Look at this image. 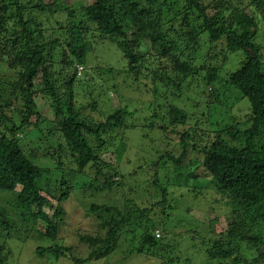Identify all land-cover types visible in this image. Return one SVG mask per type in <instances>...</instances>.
<instances>
[{"label":"trees","instance_id":"trees-1","mask_svg":"<svg viewBox=\"0 0 264 264\" xmlns=\"http://www.w3.org/2000/svg\"><path fill=\"white\" fill-rule=\"evenodd\" d=\"M59 1L12 0L8 5L0 0V5L4 2L0 37L9 34V56L14 57L4 65L9 66L5 69L11 71L9 77L0 80V264L10 259V237L22 240L17 236L22 232L27 233L23 240L27 247L28 236L35 233L39 244L31 250L30 261L38 264L61 258L88 264L110 257L123 247L128 232L138 242L128 252L146 254L161 264H178L179 257H171L170 238L187 229L177 224L171 231L170 210L183 204L190 215L221 203L214 210H225L221 215L227 216V230L194 219L192 234L207 246L201 264L222 259L230 261L225 264H264V27L254 14L241 0H89V4L64 0V5ZM64 11L70 22L59 30L62 22L57 16ZM48 22L58 26L47 27ZM10 33L15 37L10 38ZM201 39L243 51L240 67L222 79L219 67L194 65L186 50H198ZM105 40L116 43L127 60L123 73L109 65L89 64L95 46ZM79 66L85 72L80 73ZM199 68L206 69L205 76ZM201 75L205 89L196 82ZM114 77L119 83H108ZM222 80L248 100L250 109L243 116L220 100L221 89L215 90V85ZM166 84L178 89L177 96L189 93L187 99L195 104L189 110L169 105L170 124L147 125L162 132L161 142L175 148L155 147V162L145 164L147 170H155L149 183L134 180L143 164L128 173V191L137 197L127 198L126 189L123 204L106 200L108 192L126 186L115 177L126 176L119 163L107 161L103 154L111 149L113 131L123 133L137 123L136 110L129 111L130 103L123 96L148 92L153 109ZM104 85L111 86L125 105L105 119L95 116L96 101L91 102V115L83 113L76 103L79 89L93 92L104 90ZM36 95H48L51 119L34 108ZM25 106L32 107L21 119L8 114ZM200 107L202 115L197 112L199 119L192 126L189 113ZM32 116L40 119L34 124ZM25 126L35 130L23 137ZM151 129L142 133L145 141ZM187 157L188 170L183 166ZM138 200L149 201L151 207H141ZM71 208L75 215L89 218L78 245L63 239L66 224L72 223ZM158 209L167 216L161 223L152 218ZM160 225L164 231L160 228L158 238L155 230ZM93 228L96 234L91 233ZM74 246L88 248V255L80 258ZM18 259L17 254L15 264Z\"/></svg>","mask_w":264,"mask_h":264},{"label":"rangeland","instance_id":"rangeland-1","mask_svg":"<svg viewBox=\"0 0 264 264\" xmlns=\"http://www.w3.org/2000/svg\"><path fill=\"white\" fill-rule=\"evenodd\" d=\"M3 1V0H2ZM64 0H60L58 4L64 5ZM67 1V0H66ZM74 1H84L86 4H89V0H74ZM92 1V0H91ZM181 2L185 3V0H180ZM233 1H240V0H233ZM244 4L245 7H248L249 11H251L256 20H258L259 24H261L262 27H264V2H261L259 4L253 2V0H241ZM4 2H2V6ZM182 3V6L184 5ZM6 4H12V0H6ZM69 7L73 5L72 2L68 3ZM159 6V5H158ZM159 8V7H158ZM3 10V9H2ZM0 9V14L3 15V11ZM11 9L9 10L8 14L10 15ZM65 13H62L61 15L58 14V18L60 22H62V26L60 25L59 27H56L59 30H64L69 22L70 18L68 17L67 11H64ZM214 12V11H213ZM213 12H211V15H213ZM39 17L43 18V20L46 22V19L42 17V15H39ZM194 23V22H193ZM49 25V26H48ZM47 27H52V26H58L55 23L49 24V22L46 25ZM10 27V25H9ZM194 29V26H193ZM2 33V32H1ZM60 34V32L58 31ZM205 35V34H204ZM12 34L10 33V38H12ZM206 37L208 36L207 34L205 35ZM15 37V36H13ZM208 38V37H207ZM204 40L205 37H204ZM0 41L4 42L2 44V54L4 56L2 57V60L0 58V67H2V72L0 73V80L2 81L3 77L7 79V76L11 73L7 72L5 69H9V66L5 67L4 65L6 63H10L14 61L13 54L9 56L10 53V43L9 41V34L6 33V37L2 39L0 37ZM105 43H103L100 46V42L95 46L93 52L91 53L92 55V60L89 64H103V65H109L110 69H114L115 72L119 71L120 73H123L125 69L127 68V60L123 56L122 51L118 48L116 43L110 40H105ZM7 44V48H5L4 45ZM199 48V51L197 55H201L206 57L211 56L212 57V63L215 65H218L219 67V75L220 78L222 79H227L229 74L232 71H235L237 68L240 67L241 61L245 58V54L243 51H229L225 44L223 42L219 43H214L209 44L205 43L201 39V45L197 46ZM195 48V47H194ZM194 48H192V51L194 52ZM214 58V59H213ZM209 57L206 58V61H209ZM2 61V64H1ZM210 61V62H211ZM6 62V63H5ZM88 69V65H86ZM86 68H84L85 72ZM206 69H201L199 68L198 71L199 74H202L205 76V71ZM89 74L92 75L93 77H97L95 72L92 69H89ZM202 75L196 80V82L201 83V86L207 88V82H204V79L202 78ZM116 76V75H115ZM9 77V76H8ZM98 78V77H97ZM119 77H114L111 78L110 80H107L108 83H112ZM193 80V79H192ZM191 80V81H192ZM200 80V81H199ZM118 81H115L119 83ZM121 81V79H120ZM193 82V81H192ZM122 82H120L121 84ZM219 84L215 85V90L216 88L221 89V97L220 100L222 103L227 105L229 108L230 106L232 107L231 109L233 112H235L239 116H243L246 112V110L250 109V104L248 100L241 95V92L236 89L233 85H225L223 83V80L218 82ZM124 84V83H122ZM121 84V88L123 87ZM211 87V86H209ZM104 90H98L96 89L95 91L91 92V89H86V93L84 91L80 90L79 94V100L77 103V106L83 108V113H88L91 115L92 109H93V104L91 102L96 101L97 107L96 111L94 112L95 116L98 119H105L109 113H111L114 110H117L118 108H121L122 106L125 105V103L119 99L117 96V93L115 92L114 89H112L111 86L104 85ZM178 89L176 91L171 87L170 85L166 84L162 86V92L160 94V97L158 98V101L155 102L154 108L151 109L149 107L150 100L153 99V96H150L148 92H138L132 97L128 94L127 97L123 96L126 103H130V108L129 111L134 112L136 110V113L134 112L133 118L137 121L136 126L134 128H131L129 130H126L125 132H120L118 131H113V140L111 141V149L103 154V157L107 159V161H110L112 163L116 162L119 163L118 166L121 170V172H124L126 179L121 178V177H115V181H121L126 184L124 188L120 187L118 191L115 192H108L106 196V200H110L111 202L113 201H119V204H123L124 202V191L127 189V192L125 193V196L127 198H135L137 197L134 192H129L128 189L130 188L129 186V181H128V173H132L134 169L138 168L139 165H144L143 170H140L138 173L134 174L136 180L139 183H149L150 180L154 177V168L151 167L147 170L146 168V163H150L153 161L155 162V158L157 156V150L155 147H160V148H168V149H174L173 144H164L161 142V134L162 132L160 131H154L151 129V126H147L148 124H154L155 126L161 127L162 125H168L170 124V117H169V105H176L178 107H182L185 110H189L192 108L193 102H189L187 97L189 98L190 94L189 93H184L180 94L181 96L175 95ZM208 91L210 89L208 88ZM124 95V94H123ZM194 95V93H193ZM48 95H45L43 97H39L36 95V98L34 99V102H37V106L34 108L38 111V109L41 111V113L47 117L48 119H51L53 115L51 114L50 111L51 109H48L47 104H50V99L47 97ZM7 98V97H5ZM24 102V101H23ZM31 104V103H30ZM26 107V106H25ZM32 106H29L27 109L24 107H20L18 109L15 108L13 113L8 114H13L18 117L24 116ZM38 107V108H37ZM167 108V109H166ZM202 107L197 108L198 110H193L191 113H189L190 117L188 122L193 126L196 124V121L198 118L197 112L202 115V112H199ZM50 110V111H49ZM225 111V109H224ZM155 112L159 114V117L157 118L155 116ZM232 112V111H231ZM232 112V113H233ZM224 113V112H223ZM235 113H233L235 115ZM194 114V115H193ZM199 115V116H200ZM201 117V116H200ZM204 118V117H203ZM229 118V115H228ZM239 118V117H238ZM40 117L37 116H32V121H34V124L36 121H38ZM202 121V120H201ZM19 122V121H18ZM1 123V122H0ZM201 125V122L199 123ZM146 125V126H144ZM3 125H1L2 127ZM26 128L22 130V134L24 137L25 132L29 133L31 130H35L33 126H25ZM151 129L152 131L150 132L149 136L146 138V141L142 137V133H145V130ZM119 135H122L120 137ZM22 136V135H21ZM22 137V138H23ZM25 145H27V142H24ZM114 143V144H113ZM147 143V144H146ZM150 144V148L148 149L147 147L145 148V145ZM153 145V146H152ZM189 163V158L187 157L185 159V163L183 164L184 169L188 168L190 164ZM188 170V169H187ZM187 174V171L185 172ZM133 180V182H135ZM149 185V184H148ZM191 187V186H190ZM133 190V189H132ZM199 192V190H197ZM191 196H194L191 195ZM183 200V199H182ZM139 202V203H138ZM138 204L141 207H151V203L149 201L145 200H138ZM223 203H221L222 206ZM183 204H181L180 207H177L176 209H171L170 214H171V231H174L173 228L175 225H185L186 231L183 233V235L176 234L172 236V239L170 238V241L173 245L170 247L172 248V258H176L177 256L179 257V262L178 264H201L203 262V257L207 254L206 251V245L205 242L202 244L200 238L197 237L196 234H192V229L196 227L197 223H194V219L200 221H203L202 223H207L210 224L212 227L216 226L214 229L221 227L222 229L227 230L228 229V224H227V216L221 215L224 213L225 210L220 208V210H214L217 209L220 206L218 204L213 210H203L200 209V211L195 210L187 214L185 211V207ZM70 213L69 216L72 219V223L66 224V229L63 231V239H66V242L71 243L72 245H78L79 243V237L80 233H87L84 229L87 228V222L89 221L88 217L85 216H80L79 214H76L73 212V209H69ZM211 213V214H210ZM166 215H163L161 213V209L157 210V214L153 215V219L156 220L158 223L163 221L166 218ZM169 220V218H168ZM205 221V222H204ZM159 229L161 228L162 231L163 228L162 226H158ZM37 229V228H36ZM35 230V229H34ZM170 230V229H169ZM91 231V230H90ZM93 234H96V229H92ZM179 233V232H178ZM165 235V233H164ZM18 237L22 238L18 239L16 237H10L11 242L8 244V250L10 251V259L8 261V264H15L17 254L19 256V263L17 264H38L34 261H30V252L33 248H35L36 245L39 244V242L36 241V235L35 233H31L28 238V245L30 247L25 246V242H23L24 238L27 237L26 232L19 233L17 235ZM126 236V241L124 240L123 242V247L120 248L119 250L115 251L113 254H111L110 257L103 258V259H94L90 261L88 264H161L157 259L148 256L146 254H139V253H131L128 252V249L132 246L137 245V241L134 240V234L132 232H128L125 234ZM197 237V239L192 238V237ZM9 239V240H10ZM165 241L168 242L166 239ZM74 249L78 252L80 251L79 257H86L89 253V249L86 248H80L79 246H74ZM164 250H167L165 247ZM88 251V252H87ZM235 256H240V254L235 255ZM49 260V259H48ZM67 258H61L58 262L51 261L52 264H71L67 262ZM73 260V259H72ZM226 259L222 260H217L213 262V264H225V263H230V261L225 262ZM41 264H48L49 261L43 260L41 261Z\"/></svg>","mask_w":264,"mask_h":264},{"label":"clouds","instance_id":"clouds-1","mask_svg":"<svg viewBox=\"0 0 264 264\" xmlns=\"http://www.w3.org/2000/svg\"><path fill=\"white\" fill-rule=\"evenodd\" d=\"M219 42H221V41H219ZM198 51H199V49L198 50H194V52L192 51V48L191 49H189V50H186V53H188L189 55H190V57L194 60V62H193V64L194 65H196V66H203V65H201V63L202 64H207V65H205V66H207V67H218V65H215L214 63H212V57L211 56H206V57H204V56H201V55H197V53H198ZM230 51V50H229ZM233 52V51H232ZM235 52V51H234ZM209 57V61H206V58H208ZM214 59V58H213ZM201 61V62H200ZM211 61V62H210ZM78 69H79V72L81 73L82 71H84V67L83 66H79L78 67ZM233 72V71H232ZM157 230H160V229H157ZM156 231V230H155ZM161 232V231H160ZM155 235H156V232H155ZM161 236H162V233H161ZM160 236V237H161ZM157 237V236H156ZM160 237H158V238H160Z\"/></svg>","mask_w":264,"mask_h":264},{"label":"built area","instance_id":"built-area-1","mask_svg":"<svg viewBox=\"0 0 264 264\" xmlns=\"http://www.w3.org/2000/svg\"><path fill=\"white\" fill-rule=\"evenodd\" d=\"M155 232H156V236H157V237H160V236H161V232H160V230H156Z\"/></svg>","mask_w":264,"mask_h":264}]
</instances>
